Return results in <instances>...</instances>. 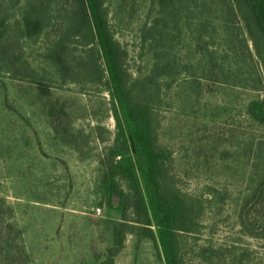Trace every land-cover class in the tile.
<instances>
[{
    "label": "rangeland",
    "instance_id": "1",
    "mask_svg": "<svg viewBox=\"0 0 264 264\" xmlns=\"http://www.w3.org/2000/svg\"><path fill=\"white\" fill-rule=\"evenodd\" d=\"M105 1L110 30L127 51L128 72L133 78L146 76L148 52L140 31L156 16L153 0ZM20 6L8 11L11 25ZM53 18L56 27H47L42 36L18 40L39 84L11 80L0 69V199L14 210L26 264H93L112 242L105 222L138 225L141 216L128 207V183L105 174L102 153L115 131L110 96L102 85L72 82L68 72L48 60V48L61 25L59 15ZM213 41L218 64L231 78L211 71L184 26L174 53L179 74L175 81L159 80L156 147L168 157L170 189L183 198L192 218L179 239L180 257L182 264H264V229L258 218L262 212L253 204L264 177V129L251 125L246 116L248 103L264 98V88H255V58L245 52L241 56L255 68L251 77L235 74L228 46L219 37ZM85 49L70 48L68 62L81 60ZM130 148L157 240L155 245L126 234L114 264H167L142 161L131 141ZM246 207L254 236L240 223Z\"/></svg>",
    "mask_w": 264,
    "mask_h": 264
},
{
    "label": "trees",
    "instance_id": "2",
    "mask_svg": "<svg viewBox=\"0 0 264 264\" xmlns=\"http://www.w3.org/2000/svg\"><path fill=\"white\" fill-rule=\"evenodd\" d=\"M105 3V0H0V69L4 68L11 80L39 84L38 73L23 59L18 40L42 36L47 27H56L52 25L53 14L59 15L61 25L48 48V60L52 66L68 72L73 77L72 82L85 80L102 85L110 96L109 112L115 121V131L102 153L105 174L109 179L120 177L128 183L130 192L125 196L131 202L128 207L141 216L136 222L138 225L106 221L112 242L94 258L93 264H114L129 233L156 245L154 224L130 141L142 161L144 180L155 211V226L161 232L167 264H182L179 239L189 230L192 218L187 215L183 198L170 189L165 171L168 157L156 147L154 114L162 102L159 80L162 77L176 80L180 62L174 53L177 39L187 26L190 39L198 44L196 50L201 52L207 66L212 67L211 71L225 76V80L232 76L224 73L215 57L217 48H213V40L219 37L233 54L237 67L235 74L240 72L251 77L255 73L254 66L241 58L243 52L251 60L256 59L259 72L254 82L259 87L255 88H264V0H153L156 16L140 31L142 47L148 52V71L146 76L136 78L126 68L127 51L110 30ZM16 4H22L19 7L21 13L11 25L7 14ZM13 27L15 29L11 30ZM237 36H240L238 45ZM9 41L13 49H10ZM74 46L86 48L84 57L77 62H68V52ZM202 76L209 80V76ZM246 116L251 125L264 129V98L250 101ZM253 204L262 212L258 218L264 229V177L255 190ZM247 209L241 212L240 223L254 236L255 225L250 221ZM26 261L14 210L0 199V264H26Z\"/></svg>",
    "mask_w": 264,
    "mask_h": 264
},
{
    "label": "water",
    "instance_id": "3",
    "mask_svg": "<svg viewBox=\"0 0 264 264\" xmlns=\"http://www.w3.org/2000/svg\"><path fill=\"white\" fill-rule=\"evenodd\" d=\"M115 199V197L113 198V200ZM120 205V203L119 202H117L116 204H115V206H119Z\"/></svg>",
    "mask_w": 264,
    "mask_h": 264
}]
</instances>
